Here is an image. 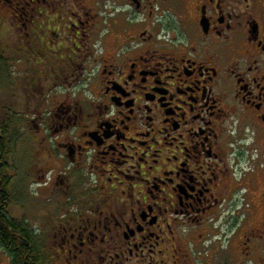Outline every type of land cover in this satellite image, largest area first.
Here are the masks:
<instances>
[{
	"label": "flooded vegetation",
	"instance_id": "obj_1",
	"mask_svg": "<svg viewBox=\"0 0 264 264\" xmlns=\"http://www.w3.org/2000/svg\"><path fill=\"white\" fill-rule=\"evenodd\" d=\"M2 1L52 143L36 202L0 188L7 263L264 264V0Z\"/></svg>",
	"mask_w": 264,
	"mask_h": 264
},
{
	"label": "rangeland",
	"instance_id": "obj_2",
	"mask_svg": "<svg viewBox=\"0 0 264 264\" xmlns=\"http://www.w3.org/2000/svg\"><path fill=\"white\" fill-rule=\"evenodd\" d=\"M16 3L17 1L13 2V4ZM5 7L8 6L1 0L0 119L11 123L7 130V137L11 140L12 146L8 158V166H10L8 175L13 178L12 186L20 191L25 188V198L33 203L39 199L38 187L32 185L30 181L23 180V170L29 163L33 164L34 159H29L33 152L41 146L52 144L43 134L46 132L43 128L44 120H38L39 117H36L38 113L46 115L51 92L42 79L44 58L39 55L38 42L23 43L19 37L15 36L14 26L10 24L12 17L10 10ZM33 39L36 41L37 37ZM37 89L38 92H32ZM0 264H8L2 255H0Z\"/></svg>",
	"mask_w": 264,
	"mask_h": 264
},
{
	"label": "trees",
	"instance_id": "obj_3",
	"mask_svg": "<svg viewBox=\"0 0 264 264\" xmlns=\"http://www.w3.org/2000/svg\"><path fill=\"white\" fill-rule=\"evenodd\" d=\"M10 124L7 120L3 123H0V188L5 191L7 188V184L11 181V178H8V158L10 156V151L12 149L11 140L7 137V130L10 127ZM8 256L10 257L11 264H32L30 261L29 252L23 249L21 252H16L11 250L8 252Z\"/></svg>",
	"mask_w": 264,
	"mask_h": 264
}]
</instances>
